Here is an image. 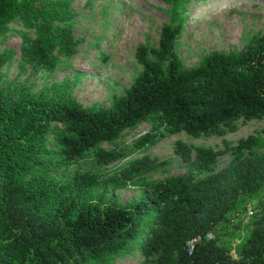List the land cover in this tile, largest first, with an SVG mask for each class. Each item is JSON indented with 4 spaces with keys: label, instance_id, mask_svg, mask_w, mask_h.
<instances>
[{
    "label": "trees",
    "instance_id": "obj_1",
    "mask_svg": "<svg viewBox=\"0 0 264 264\" xmlns=\"http://www.w3.org/2000/svg\"><path fill=\"white\" fill-rule=\"evenodd\" d=\"M71 1L0 0V37L19 21L33 30L21 60L46 70L68 62L81 42ZM185 16L161 26L156 46H136L142 68L108 106L14 99L0 85V264H113L132 249L143 264H264V205L235 257L214 235L243 198L264 187V127L236 142L222 137L238 120L264 118V31L239 50H213L186 67L175 51ZM12 55L0 51V82ZM143 121L147 131L119 140ZM177 133L220 136L222 145L177 139L173 152L186 172L151 179L165 163L147 149ZM224 154L231 158L216 170ZM100 184L134 186L141 197L84 200Z\"/></svg>",
    "mask_w": 264,
    "mask_h": 264
},
{
    "label": "rangeland",
    "instance_id": "obj_2",
    "mask_svg": "<svg viewBox=\"0 0 264 264\" xmlns=\"http://www.w3.org/2000/svg\"><path fill=\"white\" fill-rule=\"evenodd\" d=\"M176 6V7H175ZM75 13L73 23L81 42L77 52L66 63L52 70L21 60L20 50L25 34L33 30L19 21L8 23V30L0 37V51H12V57L2 66L0 85L12 98L20 95H44L58 101L67 98L85 107L108 106L114 96L123 95L134 77L141 70L135 58L138 44L156 46L160 28L176 14H185L183 27L175 39V51L186 67L194 66L213 50L232 51L244 47L253 35L264 31V0H72ZM237 129L224 136L231 142L255 133L264 127V118L236 122ZM150 128L143 121L126 130L119 140L126 143ZM52 134L48 135L51 139ZM220 136L190 138L184 133L169 135L147 149L151 156L165 164L150 172L151 179L181 175L186 165L174 154L177 139L221 146ZM259 150L264 151V133H260ZM231 156H219L216 170L225 166ZM115 197L120 203L141 197V190L134 186L114 188L102 184L94 187L84 200L95 201ZM264 205V187L254 196H246L228 214L227 221L219 224L214 235L228 246L236 256L239 246L252 228L253 213ZM113 264H143L136 249L124 252Z\"/></svg>",
    "mask_w": 264,
    "mask_h": 264
},
{
    "label": "built area",
    "instance_id": "obj_3",
    "mask_svg": "<svg viewBox=\"0 0 264 264\" xmlns=\"http://www.w3.org/2000/svg\"><path fill=\"white\" fill-rule=\"evenodd\" d=\"M250 208V207H249ZM247 209V216H250V215H252L253 214V212H252V210L251 209ZM207 237H212V233H208L207 234ZM200 239V237L199 236H197V237H195L193 240H191L189 243H188V249H189V251H191L192 250V247H193V244H194V242H196L197 240H199Z\"/></svg>",
    "mask_w": 264,
    "mask_h": 264
}]
</instances>
